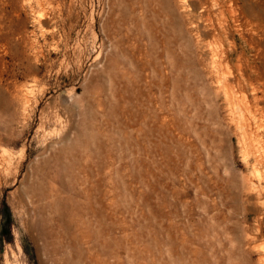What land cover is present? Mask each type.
<instances>
[{"label":"rangeland","instance_id":"374dc122","mask_svg":"<svg viewBox=\"0 0 264 264\" xmlns=\"http://www.w3.org/2000/svg\"><path fill=\"white\" fill-rule=\"evenodd\" d=\"M157 1L144 24L145 0H0V264H94L105 240L108 264H264V150L239 138L250 123L264 140V105L248 115L204 101L214 84L197 73L210 75L211 58L183 52L195 31L161 44L189 5ZM235 1L253 10L258 55L216 56L235 78L238 59L253 67L260 97L264 0ZM231 29L226 48L239 52L248 28ZM113 58L130 74L113 78ZM45 158L61 169L48 200H71L73 240L58 222L36 228L53 215L25 187Z\"/></svg>","mask_w":264,"mask_h":264},{"label":"bare ground","instance_id":"6f19581e","mask_svg":"<svg viewBox=\"0 0 264 264\" xmlns=\"http://www.w3.org/2000/svg\"><path fill=\"white\" fill-rule=\"evenodd\" d=\"M159 1H157V2H159ZM178 1L180 3H187L189 5V9L186 10L184 14H181L180 16H178L179 20L175 21L176 23H175L174 28L168 31V35L172 36V38L166 37L164 39V41L161 42L162 46H164L165 48L168 49V46L170 44V39L172 40L173 37L174 38H180V37L183 38L186 35L187 28H191V30L195 31V34L197 35V39L195 41H192V39L188 38L187 41L185 42V46H184L183 52L186 55H191L192 51H196V52L200 53L201 55H209L210 58H211L210 59L211 60V62H210V64H211V73H209L210 75H206V76L203 75L202 76V75L197 73V76H199V78L202 81H207L208 79L211 78V80H212V82L214 84L213 89L211 90L210 83L209 84L203 83V91H204L203 98H204V101H207L209 99V95L212 94L215 99L222 98L223 101L228 104V107L233 106V108L235 107V108L239 109V111L242 112V113L245 112V113H247L249 115V114L252 113V111L253 112L260 111L261 108H256V111L252 110V106H253L252 104L253 103H255V105H257L259 103L264 105V89L261 90L262 96L258 97L257 96L258 89H257L256 84L254 83V81H256V80L259 81L260 78H258L257 76L253 78V75H252V74H254L253 67H249V69L251 71H250V74L247 75L246 74V69L242 68L240 60L238 59V64L236 65V67H238V70L241 71V72L239 73V77L235 78L233 76V71H232L231 67H229V65H228L227 60L225 59V64H223L222 62H220V59L218 60L219 56H218V58L216 56V55H222V57H223V55H225L224 57L227 58L228 55H258L257 46H256V43H255V35L256 34L254 33V29H253L254 25L252 23L253 10L250 8V10H245V11L243 10L242 11L241 10L242 8H240L237 5V2L235 0H178ZM144 3H145L144 4L145 6L142 7V10L144 12V14H143L144 16L141 18L140 21H142L144 24H147V22H150V21H149V19H147L146 16L148 14L145 15L146 13L151 12V14L153 15L152 16L153 18L157 17L158 14H157V11H155L152 8L151 4L148 3V0H145ZM161 7H160V10H159V14L161 16L165 15V16L169 17L170 13L173 11V10H170L171 8H170L169 3L167 2V4L165 6H163L162 8ZM212 11L215 12V15H217L219 17L217 22H214L211 19V16L213 14ZM231 26H233L234 29H236L237 31H240V30H243L245 28H248L247 32H246V37H245V35L242 36L243 34L240 37L243 40V42L245 43L246 48L242 49L239 52H238V47H237L235 42H231L230 41L231 44H230L229 48H226V44L225 43L228 41L229 38L232 37ZM185 27H187V28H185ZM243 33H244V31H243ZM146 34H147V37L150 40H153V37H152V35H151V33L149 31H147ZM205 39H209V40L211 39V41L215 42L216 44H214L212 46L209 42H205ZM173 41L178 43V41H176V40H173ZM117 45H119V43ZM114 46H116V44H114ZM119 56H121V55H119ZM226 62H227V64H226ZM131 63H132V61H131ZM127 66H129V65H127ZM110 69L112 71L113 78H115V79L118 77V72L122 74V77H125L128 74V71H127V68L125 67V64L124 63H119L115 58H113L112 61H111ZM171 70H172V68H171ZM25 99H26V97H25ZM238 114H240V113H238ZM243 119H245V118H243ZM235 126H236V124H235ZM236 127H238V126H236ZM255 127L257 129L253 130L250 123L249 124H243V127H239L240 128L239 133H240V136H241L239 138L242 139V142H243L242 144H245L246 142L247 143L251 142V144L254 143V145L256 146L257 150H261L260 152L262 153V151L264 150V140H262L260 138L261 137L260 134H259L260 132H258L260 130L259 129L260 125H258V126L255 125L254 128ZM59 151H61V150H59ZM54 158H58V157L54 156ZM54 158H52V159L54 160ZM58 162H59V159L57 160V163ZM49 166H50V158H45V159L41 160L40 165L37 166L38 168H36V171H35V174L38 177V179L34 183H28L27 186L25 187L26 193H28L30 196H37L38 199H40L41 202L46 201L45 205L42 203L44 205V207L42 206V208H40L38 210V212L44 213L47 210V211H49V213H52V215H53L52 217H42V219H40V221H39L40 223L39 224L37 223L36 228H39L40 226H43L44 231L40 232V233L46 236V232H45L46 229H48L50 226H53V224H54L53 222H58V223L62 224V226H60V227H62L63 232L65 234H68V235L70 234L69 236L73 240V239H75V235H72L71 234L72 232H70V231L73 230L72 226L74 227V224H75V223L73 224L74 220H72V217H73L74 214L72 213V211L69 210L68 206H66V204H69L71 200L67 201L68 200L67 198L60 199L59 198L60 195H59V197H58V195L57 196L55 195L56 197L54 199H52V201L48 200V198L52 196L51 194H52V190L54 189L53 187H55V184L53 185V182L60 186V180H61L60 179V174H59V172H61V169L59 167H57V170L56 171L54 170V172L52 173L51 172L52 170L51 171L49 170ZM62 167H64V166H62ZM58 169H60V170H58ZM61 176H63V175H61ZM259 180H261V179L259 178ZM51 181H52V183H51ZM62 186H65V184H62ZM204 209H206V208H204ZM65 210H66V212H65ZM206 211H208V210H206ZM35 212H36V210H35ZM218 215L219 214H217V216ZM66 216L69 217V220H65ZM212 219L213 220L219 219V216L218 217L212 216ZM223 223H225V222H223ZM76 225H77V223H76ZM214 225H212L211 228L216 226V225L215 226ZM33 226L34 225H32V227ZM218 226H219V224H218ZM147 228H149V227L147 226ZM216 228H217V226H216ZM223 228L225 229L227 227L224 226V224H223ZM222 231H223V229H222ZM224 231H226V230H224ZM125 235H126V233H125ZM65 237H67V235H65ZM122 237H123V235H122ZM91 238H93L92 235H91ZM99 238H95L96 241H98ZM123 238H126V237H123ZM120 239H122V238H120ZM125 240L123 242H125ZM101 243L105 247V249H103L100 253H97L98 255L96 257L92 258V260H93L92 262H94V264H108L105 261V259L110 256L109 245H108V242L106 240L104 242H101ZM110 243H111V241H110ZM153 243H155V242H153ZM114 244H115V242H114ZM117 246H119V245H117ZM115 247H116V245H115ZM72 251H74V250H72ZM117 251H118V249H117ZM113 252H114V250H113ZM76 255H75L76 258L80 257V256H76ZM114 256H115V254H114ZM112 258H114V257H112ZM68 259H69V257H68ZM72 262L73 261H71V263ZM80 262L81 261L78 258V260L73 262V263L74 264H79ZM68 263H69V261H68Z\"/></svg>","mask_w":264,"mask_h":264}]
</instances>
